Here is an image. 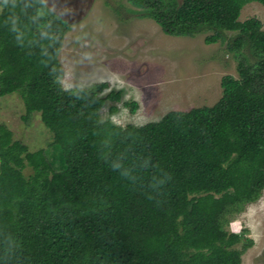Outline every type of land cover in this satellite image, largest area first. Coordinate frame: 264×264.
I'll return each instance as SVG.
<instances>
[{
    "label": "trees",
    "instance_id": "trees-1",
    "mask_svg": "<svg viewBox=\"0 0 264 264\" xmlns=\"http://www.w3.org/2000/svg\"><path fill=\"white\" fill-rule=\"evenodd\" d=\"M129 1L166 34L226 41L238 74L211 106L102 120L124 91L64 87L67 21L44 0H0V96L18 93L26 123L37 112L54 134L50 157L0 125V264H241L252 244L221 217L264 192V28L240 20L264 0Z\"/></svg>",
    "mask_w": 264,
    "mask_h": 264
},
{
    "label": "rangeland",
    "instance_id": "rangeland-1",
    "mask_svg": "<svg viewBox=\"0 0 264 264\" xmlns=\"http://www.w3.org/2000/svg\"><path fill=\"white\" fill-rule=\"evenodd\" d=\"M69 27L64 35L59 59L66 88L88 87L107 82L110 90H123L119 102L108 101L102 120L116 124L143 125L159 120L171 110H190L213 105L222 95L221 79L237 76V60L226 41L207 43L202 32L195 36H175L163 32L158 23L139 17V8L129 0H44ZM257 17L264 28V4L247 3L240 20ZM235 32H227L233 37ZM126 102H137L135 112ZM116 105L118 110L111 112ZM25 106L18 93L0 96V125L7 126L14 139L31 151L44 149L54 156V134L39 113L26 123ZM31 168L26 169L29 173ZM222 227L243 232L241 264H264V192L255 202L238 212L221 217ZM241 248V246H240Z\"/></svg>",
    "mask_w": 264,
    "mask_h": 264
}]
</instances>
